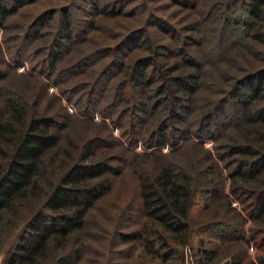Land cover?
Segmentation results:
<instances>
[{"label":"rangeland","instance_id":"1","mask_svg":"<svg viewBox=\"0 0 264 264\" xmlns=\"http://www.w3.org/2000/svg\"><path fill=\"white\" fill-rule=\"evenodd\" d=\"M246 1L28 0L4 19L0 105L19 101L28 114L48 115L60 124L51 129L58 141L44 156L40 195L47 192V183L55 184L71 164L80 162L87 142L93 143V151L83 163L106 160L121 172L99 179L109 184L108 192L87 212L81 229L48 245L40 264H51L62 254H69L73 264H181L173 256L160 260L157 247L149 253L139 241H120V234L145 222L137 176H152L166 165L186 173L195 190L189 241L176 247L183 264H264V225L248 212L253 200L244 197L241 203L231 193L228 173L239 157L220 160L225 146L239 141L245 131L240 101L248 93L241 89L239 97L219 101L234 79L264 67V26L258 31L249 27L255 21L247 14ZM62 11L69 15V39L61 38L66 32ZM40 16L43 24L31 30ZM54 48L58 57L50 67ZM145 59V84H134L130 68ZM169 67L174 69L170 75L197 77L195 93L188 100L178 92L171 114L162 109L165 93L157 96ZM212 107L221 109L214 119L201 118ZM168 132L177 138L174 145L144 146L149 134ZM127 138L135 142L129 144ZM213 189L220 197H212ZM42 200L28 197L5 214L0 264L21 223Z\"/></svg>","mask_w":264,"mask_h":264},{"label":"trees","instance_id":"2","mask_svg":"<svg viewBox=\"0 0 264 264\" xmlns=\"http://www.w3.org/2000/svg\"><path fill=\"white\" fill-rule=\"evenodd\" d=\"M27 1L0 0V25ZM245 7L249 17L255 21L249 27L258 31L264 26V0H247ZM42 19L38 17L30 29L43 24L40 23ZM68 19L69 15L62 11L60 23L66 32L61 38H70L67 33ZM57 54L54 48L49 57L50 67L57 59ZM146 61L140 60L131 66L128 75L134 84H145L144 70L149 65ZM137 65L141 68L138 69ZM195 66L198 64L195 63ZM173 71L169 67L164 72L157 94L165 93L164 104H159L163 105L162 109L168 114L174 112L178 104V92L184 93L189 100L197 89V77L194 74L170 75ZM241 89L248 93L240 101V118L246 128L239 141L225 146V154L220 156V160L224 157H239L233 159L235 165L228 173L231 193L241 203L244 197L252 199L249 215L264 225V67L234 79L232 89L219 102L222 103L230 96L239 97ZM254 102L257 104L252 105ZM220 110V107H212L201 118L210 122ZM59 125L48 115L28 114L24 103L19 101L8 99L0 105V228L5 214L14 212L22 201L28 197L43 199L41 206L21 223L4 264H40L45 259L48 245L59 243L71 232L81 229L87 212L108 192L109 184L99 179L105 174L121 173L119 168H112L106 160L83 163L93 151V143L87 142L80 162L71 164L55 184L47 183V192L40 195L44 176L42 162L44 156L57 144L56 130L53 132L51 129ZM162 129V133H165L167 127ZM166 136L172 137L168 139ZM173 136L171 132L157 137L149 134L148 141H143L144 146L148 148L164 142L174 145L177 138ZM126 141L132 144L135 138H127ZM211 194L214 198L220 197V192L215 189ZM137 195L145 222L137 230L120 234V241H139L149 253H153L154 247H157L156 255L160 260L166 261L173 256L183 264V258L179 257L176 247L185 246L191 233L189 211L195 195L191 178L182 170H174L171 165L162 166L152 176H137ZM206 255L204 252V258L208 259ZM51 264L73 262L69 254H62L55 257Z\"/></svg>","mask_w":264,"mask_h":264}]
</instances>
